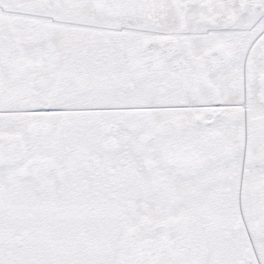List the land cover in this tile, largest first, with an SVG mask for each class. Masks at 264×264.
<instances>
[{
	"label": "snow or ice",
	"instance_id": "6c2138e0",
	"mask_svg": "<svg viewBox=\"0 0 264 264\" xmlns=\"http://www.w3.org/2000/svg\"><path fill=\"white\" fill-rule=\"evenodd\" d=\"M0 264H264V0H0Z\"/></svg>",
	"mask_w": 264,
	"mask_h": 264
}]
</instances>
